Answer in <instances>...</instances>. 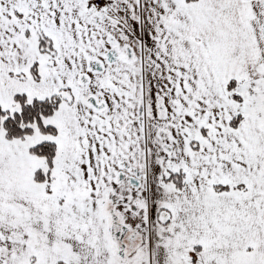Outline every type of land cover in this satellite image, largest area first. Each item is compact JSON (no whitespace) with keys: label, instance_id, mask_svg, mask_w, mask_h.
I'll return each mask as SVG.
<instances>
[{"label":"snow or ice","instance_id":"6c2138e0","mask_svg":"<svg viewBox=\"0 0 264 264\" xmlns=\"http://www.w3.org/2000/svg\"><path fill=\"white\" fill-rule=\"evenodd\" d=\"M0 264H264V0H0Z\"/></svg>","mask_w":264,"mask_h":264}]
</instances>
